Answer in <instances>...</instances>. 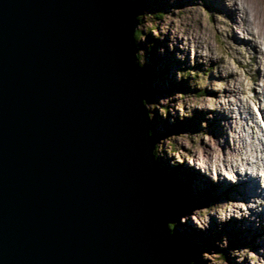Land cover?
Wrapping results in <instances>:
<instances>
[{"label":"water","instance_id":"95a60500","mask_svg":"<svg viewBox=\"0 0 264 264\" xmlns=\"http://www.w3.org/2000/svg\"><path fill=\"white\" fill-rule=\"evenodd\" d=\"M132 13L128 0H0V264H189Z\"/></svg>","mask_w":264,"mask_h":264},{"label":"clouds","instance_id":"9594fccd","mask_svg":"<svg viewBox=\"0 0 264 264\" xmlns=\"http://www.w3.org/2000/svg\"><path fill=\"white\" fill-rule=\"evenodd\" d=\"M175 4L176 0H169ZM223 11H210L205 0H195L186 7H171L167 12H143L136 17L133 40L147 44L151 36L166 44L167 53L187 67L175 71L177 82L187 81L193 91L175 92L156 101H141L149 120L158 114L175 125L205 114L202 130L180 132L161 137L153 144L154 158L167 159L171 167L187 166L214 184L231 185L252 181L255 195L247 200L230 199L193 209L179 217L180 224L191 221L196 228L207 231L215 219L217 224L232 220L245 221L261 227L264 214V0H219ZM250 5L252 7H250ZM139 34V38H138ZM166 55L165 47L157 49ZM138 66L147 63V52L137 47ZM215 62L209 71H205ZM197 64L202 70L196 69ZM214 77H222L216 79ZM217 114L224 135L213 136L207 121ZM149 136L153 133L149 131ZM200 210H211L199 216ZM170 230H174L176 223ZM216 248L229 249V239L222 236ZM231 264H264V235L251 247L231 248ZM189 264H198L190 260ZM199 264H230L223 251L205 250Z\"/></svg>","mask_w":264,"mask_h":264},{"label":"rangeland","instance_id":"374dc122","mask_svg":"<svg viewBox=\"0 0 264 264\" xmlns=\"http://www.w3.org/2000/svg\"><path fill=\"white\" fill-rule=\"evenodd\" d=\"M131 1L136 17L138 14L143 12H167L171 7L182 8L191 6L195 3V0H176L175 4H170L169 0ZM205 7L210 11L224 10L220 5L219 0H205ZM250 7L252 6L250 5ZM148 43L153 45L150 50H148L147 44H136V48H144L147 52V63L143 67L139 66L144 73L142 84L145 88V99H148L150 102H154L159 97L171 95L175 92L189 93L193 91L188 87L187 81L177 82L175 80V71L177 69L187 67V65H182L179 61H177L174 57V53H167L165 43L154 40L151 36L148 38ZM162 46L166 49V55H160L157 51V49ZM214 64L215 62H211L209 67L204 70L209 71ZM194 70H202V66L197 64L196 69ZM214 78L223 79L222 77ZM262 116H264V112H262ZM224 118L225 117L217 114L215 119L207 121V131L213 136L224 135V131L219 125V121ZM205 119V114L196 112L192 119L185 120L182 123L177 121L175 125L170 124L167 120L161 119L158 114L155 116V119L150 121L151 128L154 132L153 137L156 142L161 137L170 134H178L180 132L194 133L200 131L202 130L200 128V121ZM156 162L158 170L161 175H163V179L169 175L168 182L170 185H175L176 183L177 186H181L182 188V192L179 195L182 197L181 199L177 198L178 213L172 220V222L174 221L176 223V227L172 230V233L175 242L182 250H184V253L192 252V260H197L199 264V257L202 251H223L225 257L229 259L231 264L232 258L229 256L231 248L247 246L255 249L257 240L261 235H264V222L263 224L261 222L260 228H255L250 227L252 224H250L247 220H232L228 223L217 224L215 219H213L210 228L205 232L199 231L191 221H189L188 224L179 223V217L181 215H188L193 211V209L209 206L218 201L239 199L238 196L242 198L243 193H240L241 195H237L239 192L238 188H235V186L229 188L224 187L222 184L225 182H222L221 184H214L207 177L200 175L198 172L193 171L187 166L171 167L168 160L164 158H156ZM246 190L248 191V189ZM172 191L174 195L177 196L178 192H175L177 189ZM247 199L248 197L244 200ZM209 211L211 210H200L198 212V217L207 215ZM170 227L173 228L174 225H170ZM222 236L228 237L229 249L220 250L216 248V242Z\"/></svg>","mask_w":264,"mask_h":264},{"label":"bare ground","instance_id":"6f19581e","mask_svg":"<svg viewBox=\"0 0 264 264\" xmlns=\"http://www.w3.org/2000/svg\"><path fill=\"white\" fill-rule=\"evenodd\" d=\"M128 3H129V6H130V8H131V11H133V17H134V19H135V21H136V14H135V11H134V9H133V5H132V1L131 0H128ZM135 26H136V24L134 25V27H133V30H134V28H135ZM133 30H132V34H131V38H132V41H133V45H134V54H135V52H136V50H137V48H136V43L134 42V40H133ZM136 59V58H135ZM137 63V62H136ZM137 66H138V64H137ZM141 82H142V80H141ZM140 82V83H141ZM181 87V86H180ZM187 87V86H186ZM145 95H146V93H145ZM145 95H144V98H145ZM166 168V167H165ZM165 170V169H164ZM160 172V171H159ZM164 172V171H163ZM163 179V178H162ZM165 181V180H164ZM165 183H166V181H165ZM167 184V183H166ZM168 185V184H167ZM224 187H232V186H235V188H238L239 189V192H238V194L237 195H239L240 193H243V196H242V198H240V196H238V198L239 199H246V197H250L251 195H255L256 193H255V186H254V183L252 182V181H249V182H247V183H244V182H242V183H239V184H237V185H230V184H228V183H223L222 184ZM242 186V187H241ZM169 187V186H168ZM170 188V187H169ZM171 189V188H170ZM246 189H248V191L246 190ZM172 190V189H171ZM241 195V194H240ZM259 218H260V220H261V222H262V224H263V222H264V214H261L260 216H259ZM263 226V225H262ZM250 227H254V225H250ZM264 229V228H263Z\"/></svg>","mask_w":264,"mask_h":264},{"label":"trees","instance_id":"16d2710c","mask_svg":"<svg viewBox=\"0 0 264 264\" xmlns=\"http://www.w3.org/2000/svg\"><path fill=\"white\" fill-rule=\"evenodd\" d=\"M151 132L152 133H154L153 132V130H151ZM168 179H169V175H168V177H166L164 180L166 181V183L168 184V186L172 189V190H175V189H177V191H175V192H178V194H177V196H176V199L177 198H179V199H181V197L182 196H179L180 195V193L182 192V188H181V186H177V184L175 183V185L174 184H171L170 185V183L168 182ZM174 181V180H173ZM174 185V186H173ZM178 201V200H177ZM171 228V227H170ZM171 232H172V230H171ZM173 234V233H172ZM184 251V250H183ZM189 251H192V250H189ZM185 254L192 260V258H191V254H193L192 252L191 253H186L185 252ZM189 254H190V256H189Z\"/></svg>","mask_w":264,"mask_h":264}]
</instances>
